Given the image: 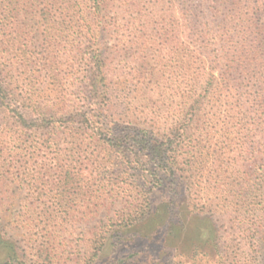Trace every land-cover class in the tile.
<instances>
[{
  "label": "rangeland",
  "instance_id": "rangeland-1",
  "mask_svg": "<svg viewBox=\"0 0 264 264\" xmlns=\"http://www.w3.org/2000/svg\"><path fill=\"white\" fill-rule=\"evenodd\" d=\"M73 1L88 10L85 0ZM65 3L72 4L58 0L60 6ZM42 6V0H25L12 19L33 58L47 47ZM102 15L103 24L92 23L103 27L94 45L103 54L107 82L116 89L106 123L149 128L157 139L171 138L165 149L177 176L160 169L153 173L141 156L137 168L117 179L116 153L87 145L91 136L83 134L85 146L72 155L81 158L80 180H110L115 187L128 183L140 186L137 193L148 192L154 177L161 187L148 195L150 212L121 228L117 220L126 199L109 193L85 220L77 217L50 229H43L41 220L28 230L20 228L25 216L39 218L41 204L54 194L40 184L43 160L61 157L75 168L73 158L67 159L72 164L65 159L70 147L30 150L9 168L0 161V241L15 239L24 264H264V0H104ZM68 20L50 27L59 78L43 88L47 96L56 90L54 101L66 107L82 98L86 65L78 51L88 47L81 32L91 27ZM239 55L258 75L246 83L235 109L238 93L229 88ZM0 60L12 77L18 70L38 69L35 61L18 68L1 35ZM257 86L261 103L252 98ZM39 236L51 237L43 255L41 243H30ZM8 252L0 243V264Z\"/></svg>",
  "mask_w": 264,
  "mask_h": 264
},
{
  "label": "trees",
  "instance_id": "trees-1",
  "mask_svg": "<svg viewBox=\"0 0 264 264\" xmlns=\"http://www.w3.org/2000/svg\"><path fill=\"white\" fill-rule=\"evenodd\" d=\"M85 1L89 4L87 11L82 10L73 0H71L72 4L65 3V7L60 6L58 0H42L41 18L45 25V38L48 41L43 36L47 47L40 51L39 56L36 55V58H33L27 52L28 48L20 27L12 20L21 14L25 0H0L2 8L0 17H2L3 24L0 27V35L4 38L7 47L14 51L18 68L21 67L20 63L27 66L29 62L33 61L38 65V69L35 71L28 67L18 70L12 77V75H8L0 60V116L6 113L3 119L0 118V161L9 168L12 164L21 161L22 153L30 150L44 152L47 148L65 144L70 147L67 152L71 154L65 157L66 161H72L71 158H73V164H76L75 168L73 165H64L61 157L43 160L42 165L45 171L40 184L45 189H51L54 194L49 198L50 200L41 204L43 208L39 218L25 216L26 218L20 223L22 229L33 230L39 226L41 220L43 229H50L53 224L57 223L60 226H65L76 220L77 217L79 220H85L95 208L101 205L100 202L109 193L112 198L118 201L123 197L126 199L121 208L122 215L117 220L121 228L131 227L147 217L150 212L148 195L154 189H160V181L153 177L149 191L144 192L141 189L137 193L140 186L135 188L128 183L117 184L116 187L110 180L101 184L96 181H89L88 184H85L80 180L81 175L77 169V163L81 158L77 157L75 160L74 156L72 157L74 153L81 151L85 146V142L82 140L83 134L91 136L87 145L107 146L110 151L116 153L117 165L114 167L116 169L114 173L117 179H121L120 176L126 177L128 170L137 168L141 156L146 159L147 164L153 165V173L160 169L170 178L177 176V168L172 163L175 160L170 161L165 149L167 144H172L171 138L163 136L157 139L149 128L130 124L121 126L113 122L106 123L107 114L110 111L109 101L116 89H113V85H109L107 82L103 54H101L97 43L94 45V41L100 36L103 27L94 28L92 26L94 20L103 24L104 0ZM58 19L63 21L69 19L68 21L73 25L82 22L86 26L87 24L91 26L84 27L81 32L84 35L83 43L84 45L88 44V47L84 49L85 51H78L79 54L85 56L83 59L81 57V60H84L86 65L80 86L82 98L69 107H66L67 104L61 100L54 101L53 96L56 90L51 89V96H47L43 89L47 81H52L55 86V80L59 78L58 70L55 67L54 34L50 28ZM237 59L239 65L234 70L235 74L231 76L233 81H230L233 84L229 88L238 93L237 101L234 103L235 109L241 105L243 91L247 88V84L255 81L258 75L256 67H250L244 56L239 55ZM258 87L254 92L256 96L254 94L252 98L261 103L263 96L258 92ZM263 105H259V108H262ZM7 150L13 151L15 154L7 157L2 156V151ZM52 163L53 170L51 167L48 169L49 164ZM49 171L55 172L50 174ZM118 174L120 175L118 176ZM24 179L25 176L19 178L21 184L24 183ZM3 180L1 173L0 181ZM1 232L3 231L0 229ZM25 238L24 243H26ZM37 238V240H31L30 243H41L42 247L38 253L43 255L45 248L48 247L47 244L51 243V237L39 236ZM0 243L9 247L3 264H24L21 261L22 256L17 251L19 244L15 239L7 237ZM95 257L94 254L93 258Z\"/></svg>",
  "mask_w": 264,
  "mask_h": 264
}]
</instances>
